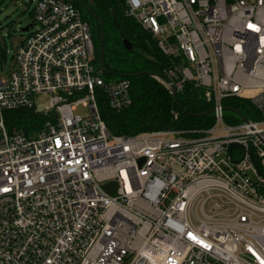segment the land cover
I'll list each match as a JSON object with an SVG mask.
<instances>
[{"label": "built area", "instance_id": "1", "mask_svg": "<svg viewBox=\"0 0 264 264\" xmlns=\"http://www.w3.org/2000/svg\"><path fill=\"white\" fill-rule=\"evenodd\" d=\"M72 2L36 0L13 67L0 69V264H264V0H126L170 60L153 77L172 95L192 84L212 105V127L192 137L111 135L96 89L120 113L130 83L102 79ZM230 98L262 120L228 124ZM17 110L48 120L10 132Z\"/></svg>", "mask_w": 264, "mask_h": 264}, {"label": "trees", "instance_id": "2", "mask_svg": "<svg viewBox=\"0 0 264 264\" xmlns=\"http://www.w3.org/2000/svg\"><path fill=\"white\" fill-rule=\"evenodd\" d=\"M72 4L90 27L95 52L94 64L102 71V79L106 83H130L132 105L120 113L111 111L102 90L96 89L101 117L112 136H136L174 130L192 137L212 127V115L199 117L212 110L203 90L186 84L175 99L153 77L163 76L170 68V60L161 53L153 37L126 16V0H73ZM120 33L132 44L133 51L123 46ZM102 48L104 68L101 66ZM225 106L238 111L249 121L262 120L249 101L230 98L225 100ZM47 120L46 115L35 110H17L5 114V123L10 132L17 129L33 134ZM226 122L231 125L242 123L229 110L226 112ZM262 194L264 196V185Z\"/></svg>", "mask_w": 264, "mask_h": 264}, {"label": "rangeland", "instance_id": "3", "mask_svg": "<svg viewBox=\"0 0 264 264\" xmlns=\"http://www.w3.org/2000/svg\"><path fill=\"white\" fill-rule=\"evenodd\" d=\"M35 5L36 0H0V69L4 72L13 67L12 54L17 45L29 35L22 30L34 24ZM3 52L6 54L5 58L2 57ZM36 104L37 109L44 112L49 106V96L39 97ZM77 114L86 116L87 111L79 106Z\"/></svg>", "mask_w": 264, "mask_h": 264}, {"label": "water", "instance_id": "4", "mask_svg": "<svg viewBox=\"0 0 264 264\" xmlns=\"http://www.w3.org/2000/svg\"><path fill=\"white\" fill-rule=\"evenodd\" d=\"M31 26H28L26 27L25 29L22 30L23 33L25 32H28L29 29H30ZM120 37H121V42L123 44V46L126 48V50L128 51H133V46L132 44L128 41V39L122 34L120 33ZM103 53H104V49L102 48L101 49V54H102V58H101V66L102 68H104V63H103ZM173 96L174 98L176 99V92L173 91ZM226 110H229L231 112H233L234 114H236L242 121L246 122V119L236 110H232V109H226ZM212 112H209L207 114H204V115H200L199 117H203V116H208V115H211ZM116 188H117V185L116 184H108L104 187V190L111 194V195H114L115 194V191H116Z\"/></svg>", "mask_w": 264, "mask_h": 264}]
</instances>
